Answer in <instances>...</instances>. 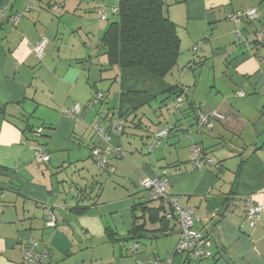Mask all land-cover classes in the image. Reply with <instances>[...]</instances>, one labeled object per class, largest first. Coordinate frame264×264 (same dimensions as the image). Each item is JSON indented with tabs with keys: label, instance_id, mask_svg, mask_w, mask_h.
<instances>
[{
	"label": "crops",
	"instance_id": "obj_1",
	"mask_svg": "<svg viewBox=\"0 0 264 264\" xmlns=\"http://www.w3.org/2000/svg\"><path fill=\"white\" fill-rule=\"evenodd\" d=\"M163 1L180 40L177 70L185 63L192 71L207 65L215 76L221 59L226 87L209 90L213 97L200 102L186 89L178 110L172 99L157 102L154 120L139 109L107 145L93 126H108L118 104L83 105L103 96L90 71L107 65L100 40L116 17L109 11L112 0H0L5 17L21 15L16 27L0 25V264H264V215L253 228L244 218L249 201L264 204V0ZM250 9L256 11L251 20L228 19ZM101 11L108 14L104 20ZM42 39L38 59L33 47ZM115 67L109 68L115 73ZM119 75L117 68L112 79L120 83ZM75 104L81 107L77 119L64 114ZM212 113L223 119L198 127L199 116ZM163 124L171 132L148 152ZM40 127L35 142L30 134ZM40 143L49 155L41 165L34 160ZM194 144L218 167L194 169ZM96 146L122 147L125 157L111 152L107 168L98 169ZM162 177L178 205L191 211L195 230L210 240L209 259L173 255L180 236H169L179 229L174 221L167 236L120 241L148 196L142 182ZM31 242L37 260L30 263L22 248Z\"/></svg>",
	"mask_w": 264,
	"mask_h": 264
},
{
	"label": "trees",
	"instance_id": "obj_2",
	"mask_svg": "<svg viewBox=\"0 0 264 264\" xmlns=\"http://www.w3.org/2000/svg\"><path fill=\"white\" fill-rule=\"evenodd\" d=\"M116 18V21L109 24L100 40V48L106 55L107 65L116 66L120 71L117 117L110 119L106 127L94 124L104 129L109 128L112 121L116 119L124 121L125 129L126 125L131 122L130 116L139 109L150 106L158 98V103L172 99L174 104L176 99H182L186 90L180 85H170L164 82L165 77L176 68L180 54L177 27L169 19L164 1L120 0ZM97 96L100 95L96 94L95 98ZM102 102L103 96L101 95L97 102L92 101L91 104L89 102L91 106L88 108L86 105V107L91 109L97 103ZM40 128L43 130V127ZM37 129L31 131L30 134L35 142L42 137V132L38 137L34 136ZM39 149L47 154L43 144H39L37 151ZM96 149L104 148L97 146L93 148L95 165L94 152ZM0 193H3L4 197V192L0 191ZM152 203L154 202L145 201L136 206L141 214L134 217L131 232L120 241L137 244L147 238V234L150 233L167 236L170 221L165 218L166 210L161 202V207L157 208H151ZM77 210L83 212L86 209ZM157 225L160 228L154 229L153 226Z\"/></svg>",
	"mask_w": 264,
	"mask_h": 264
},
{
	"label": "built area",
	"instance_id": "obj_3",
	"mask_svg": "<svg viewBox=\"0 0 264 264\" xmlns=\"http://www.w3.org/2000/svg\"><path fill=\"white\" fill-rule=\"evenodd\" d=\"M120 0H112V4L110 6V14L116 15L118 13ZM31 8L30 4L26 5L25 10L28 11ZM256 11L255 9H250L246 11L237 12L235 15H229L228 19L232 20L236 23H240L244 17L249 20L255 17ZM99 16L101 19H106L108 14L104 11L99 12ZM21 19L20 14H15L10 17H5L4 11L0 9V25L3 22L8 23L11 27H16L19 20ZM264 37V33L262 34V38ZM46 46V40L42 39L39 43L35 44L33 47V51L38 59H42L43 51ZM197 47L193 48V52H195ZM238 95L242 97L244 95L243 92H239ZM100 99V96H97L93 102H97ZM91 104V103H90ZM88 104V108L91 106ZM183 105L182 99L178 98L174 101V107L176 110L180 109ZM80 111V106L75 104L72 108L64 110V114L76 119L77 115ZM223 117L217 113H212L210 115H200L197 120L198 127H206L210 128L212 120H222ZM171 126L169 124H163L158 127L156 131L151 136L150 143L147 145L148 152H151L152 149L159 147L161 143L166 140L167 136L171 132ZM97 136L107 145L110 143L113 137H120L124 131V121L122 119H116L112 121L109 128L104 129L98 125H94L93 127ZM42 132V129L39 128L34 133V136H39ZM113 152L117 158H124L125 154L122 147L111 149L110 146H107L104 149H96L95 161L96 166L99 169H105L108 165L107 156ZM189 162L191 166L196 169H202L205 165L210 167H218L215 165L211 158L205 156L203 154V150L198 145H191L189 147ZM35 162L38 164H46L49 161V156L45 154L40 149L35 153ZM142 189L148 192V196L146 197V201L149 202H158L162 203V207L165 208V218L169 221H174L179 229H181L182 233L180 235L179 241L174 250V255L186 254L191 260H206L210 258L211 253L209 251L210 240L205 237L202 233L198 232L194 228V221L191 216V211L183 210L177 203V197L171 195L167 189V179L162 178H149L142 182ZM0 197H3V193H0ZM264 215V204H253L251 201L247 203V208L245 210L244 218L248 222L249 226L253 228L260 217ZM35 243L31 242L27 247L22 248L24 253V258L28 262H33L37 260L34 256ZM170 260L167 264H169ZM154 264H161L159 260H157Z\"/></svg>",
	"mask_w": 264,
	"mask_h": 264
},
{
	"label": "rangeland",
	"instance_id": "obj_4",
	"mask_svg": "<svg viewBox=\"0 0 264 264\" xmlns=\"http://www.w3.org/2000/svg\"><path fill=\"white\" fill-rule=\"evenodd\" d=\"M116 20H117L116 17H111L110 20L108 21V23L114 22ZM97 48L99 49V47H97ZM184 53H189V52L186 51ZM182 60H184V59L182 58ZM216 61L217 62L215 63V67H217L216 68L217 70H216L215 76H213V75L209 76V74H207V72H206L207 65L203 66L202 68H200L201 66L200 67H197V66L193 67V65H192V67L194 68V70L192 71L186 67V63H185L184 66L182 67L181 71H178L177 68H174V70H172L171 74H169L167 77H165L164 82H166L167 84H170V85H175L176 83L181 84L183 87H185V89H187L188 94L195 93V100L198 102L209 100V99H211V97H213L211 95L214 94L216 92V90H218V88L225 89V87H226L225 79L222 78V76L220 74V72H221L220 67H223V65H221V59H217ZM194 65H197V64H194ZM94 70L97 73L96 85H97V88L99 90H101L100 92H102V94H103V97H104L103 101L105 102V100H107L108 104L110 103V105H112L113 107L117 106L118 101H119L120 83L118 81L112 79L114 76L116 77L117 67L114 68V71H115V73H114L113 70H111V68H109L108 65L102 66L100 63L97 67H94V65H93V66H91V71H90L91 77H93ZM99 75H102V77H101L102 80L100 79ZM91 81H93V80L91 79ZM209 90L212 91L211 95L209 94ZM93 98H95V96ZM158 100H159V98L155 101V103L154 102L151 103L152 109H150L149 106L143 107L142 109L139 110L138 114L145 113L147 119H151V120L153 119L154 120L153 113H154L155 108L158 106L157 105ZM92 101H93V99L90 100L89 102L91 103ZM85 105H87V103H85L83 106H85ZM98 105L99 104L97 103L93 107V109H95ZM103 122H105V119L103 120ZM135 143L138 146L140 145V142L138 140H136ZM126 159L127 158H125L123 160H126ZM112 180L116 181V179H112ZM140 214L141 213L138 211L137 215H140ZM179 238H180V236H179ZM142 243H144V242H142ZM144 245L147 246L148 243H144Z\"/></svg>",
	"mask_w": 264,
	"mask_h": 264
},
{
	"label": "water",
	"instance_id": "obj_5",
	"mask_svg": "<svg viewBox=\"0 0 264 264\" xmlns=\"http://www.w3.org/2000/svg\"><path fill=\"white\" fill-rule=\"evenodd\" d=\"M181 233H182L181 229H178V230H176L174 232L169 233V236L170 237L171 236H177V235H181Z\"/></svg>",
	"mask_w": 264,
	"mask_h": 264
}]
</instances>
